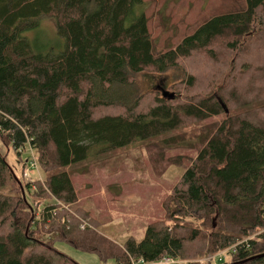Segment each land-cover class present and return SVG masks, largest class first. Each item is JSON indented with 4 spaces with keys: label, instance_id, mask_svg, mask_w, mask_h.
Returning a JSON list of instances; mask_svg holds the SVG:
<instances>
[{
    "label": "trees",
    "instance_id": "obj_1",
    "mask_svg": "<svg viewBox=\"0 0 264 264\" xmlns=\"http://www.w3.org/2000/svg\"><path fill=\"white\" fill-rule=\"evenodd\" d=\"M245 2V10L216 15L157 51L143 0H0V136L18 153L36 150L45 178L27 183L26 192L35 188L49 200L36 220L0 154V264H76L54 247L58 241L116 264H177L229 247L238 264L264 255V75L262 85L256 80L264 67L233 65L229 79L204 96L155 97L145 108L143 94L129 102L116 91L145 70L163 73L197 54L213 59L216 42L230 53L256 48L264 40V0ZM43 19L64 40L60 50L33 39ZM185 122L193 128L174 134ZM154 139L160 156L175 145L196 154L189 165L177 163L184 171L165 203L176 224L149 223L141 241L117 245L80 207L74 170L84 175L91 158ZM245 264H264V256Z\"/></svg>",
    "mask_w": 264,
    "mask_h": 264
},
{
    "label": "rangeland",
    "instance_id": "obj_2",
    "mask_svg": "<svg viewBox=\"0 0 264 264\" xmlns=\"http://www.w3.org/2000/svg\"><path fill=\"white\" fill-rule=\"evenodd\" d=\"M143 4L142 11L149 18V31L157 51L166 47L164 44L167 41L170 42L167 43L168 45L176 46L183 38L216 15L241 12L247 7L245 0H143ZM33 39L42 48L54 45L60 50L64 43V40L55 35L54 23L50 19L42 20L39 29L33 32ZM263 44L264 40L262 43L259 42L256 48L250 47L249 50L245 49L237 54V52H227L221 42H216L212 46L213 59H210L208 55L197 54L194 58L190 57L187 63L167 69L163 73L145 70L132 75L130 84L125 88L117 87L116 91L121 94L122 99H129V102L143 94L145 100L139 103L140 108L152 105L155 97L163 99L162 94L165 91L174 97L187 99H191L192 96H204L207 91L216 90L219 84L229 79L233 65L237 68L242 67L243 64L249 65V68H256L257 65L264 67ZM263 71L260 70V76L256 77V80L261 79L260 85H262ZM191 77L193 87L190 89L187 83ZM220 101L225 106L224 102ZM220 119L221 116L206 119L193 126L203 128L202 126L210 125L214 121L219 122ZM193 126L185 122L174 134L183 135ZM162 151L163 146L159 139L138 141L106 155L101 154L100 157L91 158L84 164V171L87 172L84 175L79 169L74 170L75 173L80 174L73 178L80 199V207L97 220L98 232L117 245H123L130 238L136 242L141 241L149 223L160 220L168 227L176 224L172 219H166L165 203L184 171V168L179 167L177 163L189 165L196 154L191 149H179L176 145L174 148L167 149L164 157L160 156ZM0 154L5 157L10 166L16 186L20 190L19 194L29 202L37 220L44 203L49 200L40 196L36 197L35 188H32L29 193L26 192L27 183L34 185L45 178L37 161L36 150L33 154L37 165L35 168H29L24 160L31 156V150L24 149L20 153L16 152L9 139L2 135L0 136ZM168 157H173L175 162L172 161L169 164V161L165 160ZM85 221L86 223H80L83 227L89 224L88 220ZM54 247L76 264H116L114 259L103 262L97 254L77 250L67 242L58 241ZM195 250L194 245L192 252L195 253ZM190 253L191 256L192 253ZM232 254L233 249L229 247L212 256L203 254L182 262L233 264L236 262Z\"/></svg>",
    "mask_w": 264,
    "mask_h": 264
},
{
    "label": "built area",
    "instance_id": "obj_3",
    "mask_svg": "<svg viewBox=\"0 0 264 264\" xmlns=\"http://www.w3.org/2000/svg\"><path fill=\"white\" fill-rule=\"evenodd\" d=\"M25 149H30L31 150V156L27 159L24 160V162H26L27 164V167L29 168H35V166L37 165V161H35V156L33 154L34 150L32 148H30L29 146H25L24 147ZM83 227V226H82ZM233 249V252L235 251V249L232 247ZM175 261H173V259H170V258H163V259H160L159 261L157 262H153V263H146V264H172L174 263ZM177 264H185L184 262L182 261H176ZM136 264V263H134ZM137 264H145V263H142L141 261L140 262H137Z\"/></svg>",
    "mask_w": 264,
    "mask_h": 264
},
{
    "label": "water",
    "instance_id": "obj_4",
    "mask_svg": "<svg viewBox=\"0 0 264 264\" xmlns=\"http://www.w3.org/2000/svg\"><path fill=\"white\" fill-rule=\"evenodd\" d=\"M162 98H163V99L167 98L168 100H173V99H174V96H173L172 94H168V92L165 91V92H163V94H162ZM222 107H223L224 112L227 113V109L225 108V106H224L223 104H222ZM214 226H215V225L213 224V227H214ZM262 256H264V255L253 256L252 259H254L255 257H262ZM252 259H249V260H246V261H242V262H239V263H240V264H245V263H247V262L252 261ZM233 264H238V263H233Z\"/></svg>",
    "mask_w": 264,
    "mask_h": 264
}]
</instances>
